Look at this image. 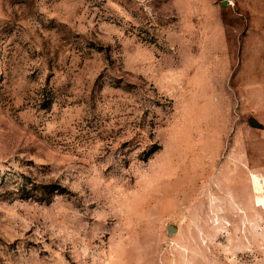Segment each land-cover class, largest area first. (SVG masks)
<instances>
[{"label":"rangeland","instance_id":"1","mask_svg":"<svg viewBox=\"0 0 264 264\" xmlns=\"http://www.w3.org/2000/svg\"><path fill=\"white\" fill-rule=\"evenodd\" d=\"M253 175L264 0H0V264H264Z\"/></svg>","mask_w":264,"mask_h":264},{"label":"bare ground","instance_id":"2","mask_svg":"<svg viewBox=\"0 0 264 264\" xmlns=\"http://www.w3.org/2000/svg\"><path fill=\"white\" fill-rule=\"evenodd\" d=\"M252 188L256 193L255 205L264 209V181H261L258 177H251Z\"/></svg>","mask_w":264,"mask_h":264},{"label":"water","instance_id":"3","mask_svg":"<svg viewBox=\"0 0 264 264\" xmlns=\"http://www.w3.org/2000/svg\"><path fill=\"white\" fill-rule=\"evenodd\" d=\"M250 124H251L252 127H255V128H260L261 127L260 124L257 121L253 120V119L250 121Z\"/></svg>","mask_w":264,"mask_h":264}]
</instances>
